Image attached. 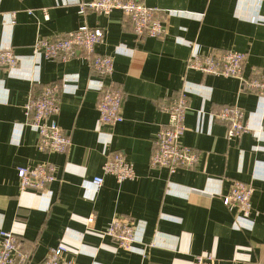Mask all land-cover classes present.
I'll list each match as a JSON object with an SVG mask.
<instances>
[{
	"label": "crops",
	"instance_id": "0c3cea01",
	"mask_svg": "<svg viewBox=\"0 0 264 264\" xmlns=\"http://www.w3.org/2000/svg\"><path fill=\"white\" fill-rule=\"evenodd\" d=\"M90 1L0 0V48L28 57L16 68L0 67V233L19 238L27 264L59 244L78 264H195L196 256L209 254L234 264H264V99L243 90L240 79L187 68L193 49H216L246 54L248 78L264 72V0H144L165 13L166 35L143 40L122 10L83 12ZM84 24L105 32L97 52L114 56L110 77H99L80 55L66 61L32 57L39 38H64ZM53 83L61 85L56 120L71 138L62 153L38 149V130L26 114L31 98ZM102 84L123 90L124 120L116 125L99 122ZM183 92L189 110L181 142L197 150L199 160L170 173L151 167L150 158L169 122L161 104ZM230 104L243 108L249 127L232 140L213 116ZM116 152L133 163L134 180L120 183L104 172ZM41 163L56 168L49 191L21 190L18 169ZM95 176L104 178L98 193L83 186ZM238 180L253 188L249 217L223 202ZM116 216L136 224L131 250L102 233Z\"/></svg>",
	"mask_w": 264,
	"mask_h": 264
},
{
	"label": "built area",
	"instance_id": "2783aa9c",
	"mask_svg": "<svg viewBox=\"0 0 264 264\" xmlns=\"http://www.w3.org/2000/svg\"><path fill=\"white\" fill-rule=\"evenodd\" d=\"M81 9H91L109 16L114 10H122L130 20L139 40L147 37L162 38L166 35L164 27L165 13L157 7L148 6L144 0H91L84 3ZM12 23L14 16L12 14ZM105 36L101 28H92L87 24L79 26L64 38H39L33 45L32 57L39 59L68 60L80 55L87 60L97 75L108 78L114 72V56L97 52V46ZM30 57V59H33ZM28 57L18 55L11 46L0 48V67L16 68ZM246 54L235 51H209L201 53L193 49L187 60V68L204 74L232 77L241 80L243 90L259 94L264 99V72L254 78L244 74ZM102 94L98 102L99 122L102 125H116L124 120L122 115L123 90L116 85L100 86ZM59 83L47 84L37 96H33L26 106L29 124L39 133L38 149L40 151L66 152L71 145V138L59 126L56 116L60 112ZM161 108L169 115V122L163 125L156 138V146L150 158L151 167H164L170 173L188 170L199 160V152L190 146L183 145L181 140L186 130L185 120L189 110L188 96L181 93L171 102H163ZM214 118L222 121L227 127V138L232 140L249 130L245 122V112L237 104L223 106ZM55 166L41 163L34 167H20L18 174L21 190L33 189L48 192L49 186L56 180ZM107 174H112L118 182L134 180L137 176L132 162L125 154L116 152L108 155L103 165ZM104 185L102 176H95L83 186L98 193ZM253 188L240 180L235 181L230 194L223 198L224 204L232 211L237 209L241 216L249 217L252 209ZM96 213L91 214L87 226L93 227ZM104 236L118 241L120 247L131 250L136 238V224L133 219L116 216L110 226L102 232ZM0 264H27L29 253L25 251L19 238L10 231L0 233ZM68 248L62 244L50 249L48 255L37 264H78L66 257ZM195 264H234L218 260L212 255H198Z\"/></svg>",
	"mask_w": 264,
	"mask_h": 264
},
{
	"label": "trees",
	"instance_id": "16d2710c",
	"mask_svg": "<svg viewBox=\"0 0 264 264\" xmlns=\"http://www.w3.org/2000/svg\"><path fill=\"white\" fill-rule=\"evenodd\" d=\"M212 51H219V50L213 49ZM23 249H24V248H23Z\"/></svg>",
	"mask_w": 264,
	"mask_h": 264
}]
</instances>
